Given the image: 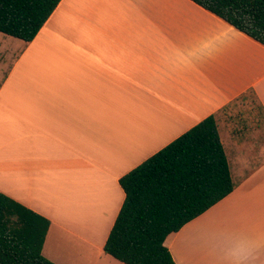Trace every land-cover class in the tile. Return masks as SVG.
Segmentation results:
<instances>
[{
    "label": "crops",
    "instance_id": "1",
    "mask_svg": "<svg viewBox=\"0 0 264 264\" xmlns=\"http://www.w3.org/2000/svg\"><path fill=\"white\" fill-rule=\"evenodd\" d=\"M17 41L0 46V193L50 222L45 259L122 264L103 252L119 179L213 116L234 189L164 246L264 264L263 45L190 0H61Z\"/></svg>",
    "mask_w": 264,
    "mask_h": 264
},
{
    "label": "trees",
    "instance_id": "2",
    "mask_svg": "<svg viewBox=\"0 0 264 264\" xmlns=\"http://www.w3.org/2000/svg\"><path fill=\"white\" fill-rule=\"evenodd\" d=\"M61 0H0V34L31 42ZM264 46V0H190ZM124 200L103 247L122 264H175L166 237L229 195L234 184L209 116L119 179ZM50 222L0 193V264H53Z\"/></svg>",
    "mask_w": 264,
    "mask_h": 264
},
{
    "label": "rangeland",
    "instance_id": "3",
    "mask_svg": "<svg viewBox=\"0 0 264 264\" xmlns=\"http://www.w3.org/2000/svg\"><path fill=\"white\" fill-rule=\"evenodd\" d=\"M16 42H18V41L15 39H12L11 37H7L5 35L0 34V46L3 45L4 43H8L7 46L10 44L13 46L14 44H17ZM5 53L6 52H4L2 49H0V63H6V61H3V58H5V56H6ZM253 109L255 110V112L258 113V116L262 115V112L256 103H253Z\"/></svg>",
    "mask_w": 264,
    "mask_h": 264
},
{
    "label": "clouds",
    "instance_id": "4",
    "mask_svg": "<svg viewBox=\"0 0 264 264\" xmlns=\"http://www.w3.org/2000/svg\"><path fill=\"white\" fill-rule=\"evenodd\" d=\"M250 254V251L244 256V260L247 259L248 255Z\"/></svg>",
    "mask_w": 264,
    "mask_h": 264
},
{
    "label": "bare ground",
    "instance_id": "5",
    "mask_svg": "<svg viewBox=\"0 0 264 264\" xmlns=\"http://www.w3.org/2000/svg\"><path fill=\"white\" fill-rule=\"evenodd\" d=\"M1 171H3V170H1ZM3 172H4V171H3ZM5 174H6V173H5ZM5 174H4V175H5ZM79 212H80V211H79ZM82 212H84V211H82ZM82 212H81V213H82ZM86 212H87V211H85V213H86ZM86 215H87V214H85L84 216H86ZM84 216H83V218H84ZM79 217H80V216H79Z\"/></svg>",
    "mask_w": 264,
    "mask_h": 264
}]
</instances>
